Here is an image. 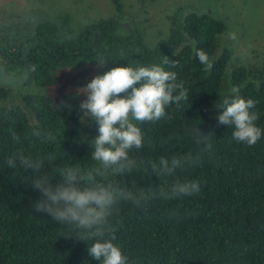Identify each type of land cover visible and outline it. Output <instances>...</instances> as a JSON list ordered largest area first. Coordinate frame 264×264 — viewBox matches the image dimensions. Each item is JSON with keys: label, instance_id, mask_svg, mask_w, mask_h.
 <instances>
[{"label": "trees", "instance_id": "1", "mask_svg": "<svg viewBox=\"0 0 264 264\" xmlns=\"http://www.w3.org/2000/svg\"><path fill=\"white\" fill-rule=\"evenodd\" d=\"M42 1L61 6L59 24L44 19L19 36L0 32V62L9 73L19 76L36 65L23 82L0 83V264H99L87 251L91 241L61 235L72 233V228L35 211L41 194L32 187L33 170L12 169L5 161L20 150L43 158L42 171L93 166L88 141L98 135L97 125L87 117L81 121L79 104L86 93L77 94L78 89L112 67L162 65L165 58L178 62L175 68L163 67L177 73L188 99L167 108L164 119L138 125L145 147L130 154L143 165L110 179L145 193L177 178L195 179L201 191L175 200L151 199L142 207L120 202L118 214L111 218L116 227L113 243L129 264H264V134L254 146L237 143L231 137L233 129L218 123L221 109L215 106L233 85L239 86L244 98L256 101V123L264 130V38H246L249 55L241 57L239 51L232 54L236 41L228 38L218 10L183 3L165 14V26L154 33L146 29L151 17L135 13L128 0H108V15L82 22L68 4L75 0ZM124 11L133 13L136 25L123 22ZM233 32L241 37L239 26ZM196 49L214 59L211 74L195 58ZM59 71L70 73L71 82L53 95L50 90L58 83ZM76 83L82 84L75 87ZM62 100L71 107L57 108ZM10 126L21 144L12 141ZM34 127L52 132L55 140L33 137ZM196 127L211 135L206 140L210 150L194 142ZM197 152L202 153V163L178 169L173 176L158 178L148 166L161 156L170 160ZM61 182L59 176L54 178L53 183Z\"/></svg>", "mask_w": 264, "mask_h": 264}, {"label": "clouds", "instance_id": "2", "mask_svg": "<svg viewBox=\"0 0 264 264\" xmlns=\"http://www.w3.org/2000/svg\"><path fill=\"white\" fill-rule=\"evenodd\" d=\"M228 38L239 42L235 32H229ZM239 55L246 57L249 50L240 49ZM195 58L203 65V71L211 74L214 59L203 49H196ZM177 64V61L165 58L162 65L112 67L78 89L77 94L81 91L86 93V99L79 104L83 113L81 121L87 117L97 125L98 135L88 141L93 149L90 159L96 162L93 166L86 169L65 166L57 167L54 172L42 171L46 168L43 158L25 155L20 150L5 161L12 169L33 170L32 187L41 194V198L34 202L35 211L72 228V233L61 235L75 234L82 241H91L87 243V251L99 264H129L128 257L113 243L116 227L111 218L118 214L120 202L142 207L151 199L175 200L201 191V182L195 179L181 181L177 178L147 193L121 186L110 179L132 174L143 165L144 162L138 161L136 155L130 154L145 147L144 132L138 125L164 119L166 109L172 104L179 106L182 101H187L189 91L182 81L177 80V73L163 67L175 68ZM35 71L36 65H29L17 76L9 73L6 64L0 62V83H21ZM121 93L126 95L121 96ZM61 106L71 107L63 100L57 108ZM215 106L221 109L216 117L218 123L233 129V140L249 147L257 144L264 130L256 123L259 119L257 112L253 111L256 101L244 98L240 87L233 85L230 94ZM8 131L14 143H22L11 126ZM31 135L43 142L55 140L52 132L38 127L31 130ZM208 136L211 135L203 134L197 127L192 133L196 144H205V151L212 148L206 142ZM47 159L51 163L52 158L49 156ZM202 160L201 152L187 153L174 155L170 160L161 156L158 162L149 161L148 166L151 173L159 178L173 176L178 169L199 165ZM56 176L61 178V183H53Z\"/></svg>", "mask_w": 264, "mask_h": 264}, {"label": "rangeland", "instance_id": "3", "mask_svg": "<svg viewBox=\"0 0 264 264\" xmlns=\"http://www.w3.org/2000/svg\"><path fill=\"white\" fill-rule=\"evenodd\" d=\"M9 4L3 6V0H0V32L18 35L33 26L34 23L48 19L54 23H60L62 19L61 6L55 4L48 5L42 0H8ZM108 0H75L68 3L75 11L72 14L82 22L91 17H103L109 10ZM137 14L147 13L151 17L146 29L156 32L165 26V14L177 11L179 7L194 4L198 9L205 11H219L225 21L226 28L233 32L236 26L240 28L241 37L232 51L236 54L240 49H246L247 39L264 38V0H128ZM110 3V1H108ZM7 3V1H5ZM69 16V14H67ZM123 22H130L132 26L136 25L131 11H124L121 15ZM70 18V16L68 17ZM136 18V17H135ZM70 22V19H68ZM65 71H59L57 74L58 83L54 84L50 90L53 95L63 92L70 86V73L64 75ZM82 83H76L79 87Z\"/></svg>", "mask_w": 264, "mask_h": 264}]
</instances>
